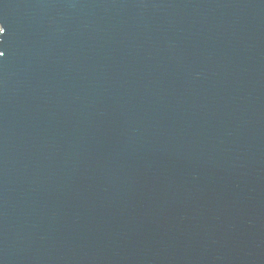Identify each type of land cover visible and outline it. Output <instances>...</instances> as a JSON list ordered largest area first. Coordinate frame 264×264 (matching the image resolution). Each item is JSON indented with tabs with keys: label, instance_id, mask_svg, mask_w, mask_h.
Returning a JSON list of instances; mask_svg holds the SVG:
<instances>
[{
	"label": "water",
	"instance_id": "1",
	"mask_svg": "<svg viewBox=\"0 0 264 264\" xmlns=\"http://www.w3.org/2000/svg\"><path fill=\"white\" fill-rule=\"evenodd\" d=\"M0 23V264H264V0Z\"/></svg>",
	"mask_w": 264,
	"mask_h": 264
},
{
	"label": "snow or ice",
	"instance_id": "2",
	"mask_svg": "<svg viewBox=\"0 0 264 264\" xmlns=\"http://www.w3.org/2000/svg\"><path fill=\"white\" fill-rule=\"evenodd\" d=\"M6 32V27L3 23H0V35H3ZM5 53L0 50V57H3Z\"/></svg>",
	"mask_w": 264,
	"mask_h": 264
}]
</instances>
